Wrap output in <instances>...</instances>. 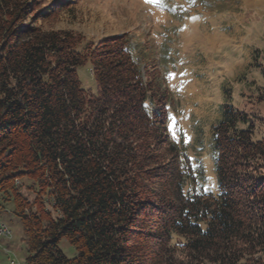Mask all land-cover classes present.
<instances>
[{
    "label": "trees",
    "instance_id": "16d2710c",
    "mask_svg": "<svg viewBox=\"0 0 264 264\" xmlns=\"http://www.w3.org/2000/svg\"><path fill=\"white\" fill-rule=\"evenodd\" d=\"M66 2L0 0V208L22 224V264H264V139L247 113L224 105L212 129L217 193H185L163 81L125 35L54 29Z\"/></svg>",
    "mask_w": 264,
    "mask_h": 264
},
{
    "label": "rangeland",
    "instance_id": "374dc122",
    "mask_svg": "<svg viewBox=\"0 0 264 264\" xmlns=\"http://www.w3.org/2000/svg\"><path fill=\"white\" fill-rule=\"evenodd\" d=\"M63 3L45 0L44 7ZM54 23L94 44L125 35L163 81L172 102L170 141L195 176L194 182L187 178L185 193H217L212 129L224 105L247 113L253 140L264 139V102L257 99L264 88V0H76ZM78 76L81 87L97 95L89 69L80 68ZM0 220L11 233L0 239V264L9 258L22 264L26 236L11 202L0 208ZM58 248L67 258L75 255L65 240Z\"/></svg>",
    "mask_w": 264,
    "mask_h": 264
},
{
    "label": "bare ground",
    "instance_id": "6f19581e",
    "mask_svg": "<svg viewBox=\"0 0 264 264\" xmlns=\"http://www.w3.org/2000/svg\"><path fill=\"white\" fill-rule=\"evenodd\" d=\"M2 224L6 227V229H8V227L4 223H2ZM8 231H9V229H8ZM10 236L11 235L8 232H0V239H9ZM9 264H12V261L10 258H9ZM16 264H20V263L16 261Z\"/></svg>",
    "mask_w": 264,
    "mask_h": 264
},
{
    "label": "built area",
    "instance_id": "2783aa9c",
    "mask_svg": "<svg viewBox=\"0 0 264 264\" xmlns=\"http://www.w3.org/2000/svg\"><path fill=\"white\" fill-rule=\"evenodd\" d=\"M0 232H8L11 235L10 231H8V229H6V227L2 224L1 220H0ZM11 261H12V264H16L15 259L11 258Z\"/></svg>",
    "mask_w": 264,
    "mask_h": 264
},
{
    "label": "snow or ice",
    "instance_id": "6c2138e0",
    "mask_svg": "<svg viewBox=\"0 0 264 264\" xmlns=\"http://www.w3.org/2000/svg\"><path fill=\"white\" fill-rule=\"evenodd\" d=\"M146 2H152V0H146ZM169 119H172L171 117H169ZM170 127H171V125H170Z\"/></svg>",
    "mask_w": 264,
    "mask_h": 264
}]
</instances>
